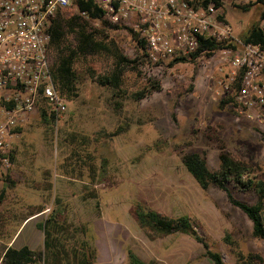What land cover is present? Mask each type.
<instances>
[{"label": "rangeland", "instance_id": "rangeland-1", "mask_svg": "<svg viewBox=\"0 0 264 264\" xmlns=\"http://www.w3.org/2000/svg\"><path fill=\"white\" fill-rule=\"evenodd\" d=\"M259 15L256 9L245 13L230 4L224 13L240 40ZM90 23L91 28H101L99 23ZM124 27L108 34L129 60L143 58L132 32ZM74 43L70 37L53 46V61ZM95 56L93 60L102 66L112 61L108 55ZM218 56L173 67L171 61L159 67L145 65L141 74L126 68L124 94L94 83L85 61L78 62L79 98L68 100L67 113L48 124L37 109L13 139L17 154L8 173L14 185L1 181L6 195L0 207L8 230L16 232L20 219L39 207L47 210L42 220L61 214L57 217L61 221L74 214L71 218L80 221L77 225L84 234L78 249L83 254L88 245L98 255V244L102 246L104 259L99 264H111L114 249L119 254L116 264H129V251L146 263L213 264L193 237L183 233L160 237L141 228L132 214L140 205L173 218L189 217L198 235L226 264H237L240 253L264 259V240L253 237L250 219L230 203L224 191L214 187L204 191L182 163L185 154H205L210 170L216 171L218 143L210 136L216 134L227 151L251 163L264 179V125L241 115L232 105L220 107L226 98L223 93L217 96L214 88L230 69ZM149 79L159 83V92L141 101L128 98L147 87ZM118 128L123 131L117 138L96 139ZM230 190L239 201L257 202L255 194ZM77 199L82 201L80 206ZM31 227L32 223L21 240ZM72 241L66 246L68 251L74 249Z\"/></svg>", "mask_w": 264, "mask_h": 264}, {"label": "built area", "instance_id": "built-area-1", "mask_svg": "<svg viewBox=\"0 0 264 264\" xmlns=\"http://www.w3.org/2000/svg\"><path fill=\"white\" fill-rule=\"evenodd\" d=\"M85 0H0V196L2 178L11 167L13 139L44 100L58 121L67 113L54 79L51 28L60 13H79L92 20L87 10L75 7ZM113 25H130L148 45L152 67L176 58L192 60L201 39L230 41L231 48L218 52L230 69L214 88L217 96H233L235 109L264 125V49L234 36L225 19L226 5H247L257 0H91ZM224 17V18H222ZM264 30V20L260 25ZM204 57V53L197 58Z\"/></svg>", "mask_w": 264, "mask_h": 264}, {"label": "trees", "instance_id": "trees-1", "mask_svg": "<svg viewBox=\"0 0 264 264\" xmlns=\"http://www.w3.org/2000/svg\"><path fill=\"white\" fill-rule=\"evenodd\" d=\"M218 7L224 5L221 1L204 0V4L216 3ZM233 8L249 13L252 10L260 12L259 19L253 23L243 35L242 40L247 44L260 45L264 49V30L261 29V22L264 20V0H257L256 2L247 5H231ZM75 7L81 10H87L92 20H101V28H91L90 21L81 17L79 13L68 12L60 13L54 19L51 28V56L53 46H60L67 39L74 38V44L65 47L58 56V60L53 61L52 71L55 82L57 84L60 95L67 101L69 99H78L79 90L78 83L80 80V73L77 70V64L80 61H85L87 65V72L90 79L102 87L111 88L119 93H123L124 88V74L126 68L136 70L141 74V69L145 67H152L145 63L148 58V45L146 41L140 37L133 29L124 27L123 25H113L103 20L104 13L91 0L76 1ZM224 18V17H222ZM129 28L132 32L133 38L137 41L140 48L143 50L144 57H138L136 60H129L125 57L115 40L111 39L108 32L110 30H120L122 28ZM233 44L230 41H218L216 39H201L200 48L193 56L192 61L199 58L202 53L206 58H213L217 53L225 48H231ZM106 56L112 58L110 62L107 60L105 66L94 61L95 55ZM104 54V55H103ZM54 58V57H53ZM148 61V60H147ZM187 60L176 58L169 64L170 67ZM145 67V68H146ZM160 85L153 79H149V84L142 91H137L128 98L131 100L141 101L151 96L155 92L160 91ZM193 89V87H192ZM232 105L235 108L233 96H228L220 103L221 108H226ZM41 117L46 123H55L56 116L50 114L48 104L41 100L38 104ZM123 128L109 133H100L97 140H110L121 135ZM213 142L218 143L219 149V167L216 171L210 170L205 154L188 153L183 155L182 163L186 170L194 177L197 183L204 191H208L212 187L224 191L230 203L236 208L240 209L253 224V237L258 240H264V179L260 177L257 170L251 163L240 161L235 158L229 151L226 150L225 145L216 136L210 135ZM246 152V150L244 149ZM17 151H12L11 162L15 163ZM92 166L93 177L97 172ZM9 172V171H8ZM3 174V179L6 183L14 185L11 182L9 173ZM235 188L238 192L243 194H255L257 202L254 205L247 204L234 198L230 188ZM5 189L2 190L0 202L5 198ZM42 210L41 212H43ZM132 214L138 224L143 229H150L160 237H167L177 233H183L193 237L197 242L201 243L206 249L205 256L208 257L213 264H226L223 256L210 249L205 240L200 237L195 229V225L189 217L173 218L163 215L157 211L146 210L140 205H137ZM61 214H54L53 217L48 218L46 222L39 225V228L45 234V250L57 249L56 244L58 239L55 235L62 231L59 224L62 223L57 217ZM33 216V215H32ZM57 218V219H56ZM59 228V229H58ZM86 253L82 254L81 264H97V250L92 249L87 245ZM129 264H153L146 263L141 260L132 251L127 253ZM0 260L2 264H42L45 260L44 252L32 251L25 247L20 250L13 247H6L3 254L0 253ZM264 259L258 254H251L245 256L237 254V264H263ZM155 264V263H154Z\"/></svg>", "mask_w": 264, "mask_h": 264}, {"label": "crops", "instance_id": "crops-1", "mask_svg": "<svg viewBox=\"0 0 264 264\" xmlns=\"http://www.w3.org/2000/svg\"><path fill=\"white\" fill-rule=\"evenodd\" d=\"M81 202L82 201L80 199H77L76 205L80 206ZM42 210L43 209L39 210V207L34 208L28 215L20 219L21 221L20 228L16 230V232L12 231L11 233V231H9L8 227L5 225L6 222L2 215V208L0 207V238L1 237L3 238V240H1L2 238L0 239V244H1L0 247H3V249H0V253L3 254L4 249L6 247H13L18 250L27 247L32 251L45 253V260L44 263L42 264H81L82 250L78 249V247L83 245L81 239H82V235L84 234L82 233L83 230L81 226L77 225V223L80 221L76 222L75 218L74 219L71 218L72 215L74 217V214L68 215V218L64 216L62 223L59 224L60 227L62 228V231H60L59 234L54 236L55 239H58V243L56 244L58 250H55L54 248L46 252L45 234L39 228V225L44 224L48 218L42 220L43 217L47 214L46 213L47 210L41 212ZM75 217L80 218V216H76V215ZM31 223H32V227L26 233V236L23 238V240H21L25 230L29 227ZM71 232H73L74 235ZM70 241L73 242V247H74L73 251H68L66 249V246L69 245ZM98 249L99 250L97 255L98 257L97 264H99V262H101L104 259L103 258L104 249L99 244H98ZM118 257L119 254L117 250L114 249V251H111L109 258L110 263L116 264L117 261H119ZM0 264H2L1 260H0Z\"/></svg>", "mask_w": 264, "mask_h": 264}, {"label": "bare ground", "instance_id": "bare-ground-1", "mask_svg": "<svg viewBox=\"0 0 264 264\" xmlns=\"http://www.w3.org/2000/svg\"><path fill=\"white\" fill-rule=\"evenodd\" d=\"M243 38V37H242Z\"/></svg>", "mask_w": 264, "mask_h": 264}]
</instances>
